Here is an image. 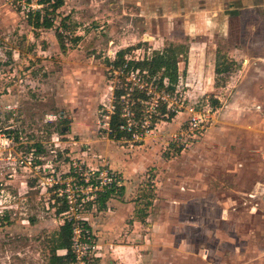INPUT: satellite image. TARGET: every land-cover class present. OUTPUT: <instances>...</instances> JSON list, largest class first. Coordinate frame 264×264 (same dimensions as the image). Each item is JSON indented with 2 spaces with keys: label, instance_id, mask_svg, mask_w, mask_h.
Instances as JSON below:
<instances>
[{
  "label": "rangeland",
  "instance_id": "374dc122",
  "mask_svg": "<svg viewBox=\"0 0 264 264\" xmlns=\"http://www.w3.org/2000/svg\"><path fill=\"white\" fill-rule=\"evenodd\" d=\"M138 1L0 0V264H60L65 220L73 264H264V0L225 2L227 33L198 40L182 16L167 27L170 6ZM179 44L194 49L190 64L176 54L177 116L108 138L123 64ZM204 100L210 121L192 136L188 108Z\"/></svg>",
  "mask_w": 264,
  "mask_h": 264
},
{
  "label": "trees",
  "instance_id": "16d2710c",
  "mask_svg": "<svg viewBox=\"0 0 264 264\" xmlns=\"http://www.w3.org/2000/svg\"><path fill=\"white\" fill-rule=\"evenodd\" d=\"M44 2H52L53 7H58L63 4L64 0H43ZM34 27H50L51 22L44 20L39 22V19L33 24ZM64 47V46H62ZM187 51V47L183 44L177 46H169L164 48L163 52H156L151 57L143 58L142 60H131L125 65L123 64L121 68L120 76L125 78V84L127 85L125 89L115 88L113 90V103L112 111L108 116L107 122V135L108 138L112 140H118L121 138L130 139L133 133H136V128H127L128 119L131 118L134 121L140 123L146 113H150L147 104L145 102H151L149 91L152 88H156L157 92L172 93L175 90V84L178 79V59L176 54L183 53ZM179 57V56H178ZM131 66L132 69H129ZM221 68L218 66L215 69L216 74L220 73ZM134 78L131 77V73ZM158 75V76H157ZM158 77V79L152 81L151 77ZM168 79V85H164L163 80ZM126 109V111L124 110ZM129 113V116L125 114ZM157 112L161 114L166 113V105L158 99ZM151 114V113H150ZM169 115H174L170 112ZM160 117L156 114L152 116V122H155ZM108 193V192H107ZM105 193V194H107ZM104 194V195H105ZM67 205L63 204L61 208H58L57 213H62L66 211ZM72 238H73V227L71 222L64 221L63 225L60 226L59 230L54 234L55 248H63L66 253L64 255L56 254L55 250H52L50 256L51 263L59 262L63 264H73L75 261V254L72 249ZM54 248V249H55Z\"/></svg>",
  "mask_w": 264,
  "mask_h": 264
},
{
  "label": "crops",
  "instance_id": "0c3cea01",
  "mask_svg": "<svg viewBox=\"0 0 264 264\" xmlns=\"http://www.w3.org/2000/svg\"><path fill=\"white\" fill-rule=\"evenodd\" d=\"M136 1L139 2L138 0ZM140 1L141 2L148 1V2H153L154 4H162V6H164L165 8L171 7L173 9V15L165 16L166 21L168 22L167 27H169L172 24L169 23L170 22L169 20L171 21L173 20V22L176 23L174 19H176V17L178 16H182L181 21L178 23L179 26L182 27V33L185 36L190 37V39L196 38V40H198L199 38H202L203 35H213V34H220L221 36L225 35V33H227L229 13L228 14L219 13L220 10H222L223 8V4L225 2L240 3L244 1L246 2L247 0H140ZM184 3L188 4L189 8L188 7L187 9L183 8L182 4ZM196 5L199 6L195 8ZM171 27L174 28V25H171ZM173 28H171V30ZM191 42L194 44L197 43L193 41ZM203 45L204 46L199 48L201 49L203 48L202 50L203 51L205 50L206 52L208 51L214 52L217 49L213 44L207 45L206 43H204ZM185 46L187 47L186 55H188L189 53L187 58L188 59L187 63L190 64L193 59L191 52L194 48H192L191 46H187V44ZM211 54L212 53H210L209 55ZM184 60L178 61V72H181L180 65L182 63H185ZM211 62L212 61H209L208 63L211 64ZM215 69L216 67L213 69L214 75H216ZM190 74L191 72H189V75Z\"/></svg>",
  "mask_w": 264,
  "mask_h": 264
},
{
  "label": "built area",
  "instance_id": "2783aa9c",
  "mask_svg": "<svg viewBox=\"0 0 264 264\" xmlns=\"http://www.w3.org/2000/svg\"><path fill=\"white\" fill-rule=\"evenodd\" d=\"M137 74V72H135ZM133 73H131V77L134 78ZM182 77L180 75V72H178V79L177 82L175 84V90L172 93H165V92H157L156 88H152V90L149 91V95H151V102H145V104L148 105V107L146 109H148V111L151 113H146L143 117V120L138 123L136 121H134L133 119L129 118L128 119V125L127 128H136V134L138 135H145L147 132L153 130V126H156V122H152V116L153 114L158 115L159 113L157 112V107H158V99L161 100L165 105H166V113L164 114L165 116H168V114L170 112L174 113V116H177V112H179L178 106H173V103L171 102L170 96L173 95L177 90V85L178 83L181 81ZM202 111H196L194 106H191L188 108V113H189V117H188V132H190L192 134V136H197L198 134H201V132L203 130H205L206 124L210 121L209 119V103L208 101H203L202 102ZM126 111V109H124ZM125 116H129V113L126 112ZM75 176H80L82 175L81 173H78L77 171L74 172ZM91 172L88 170H86L83 175L81 176L82 179L85 180V178L89 175L91 178V183H97L99 180L96 179L98 176V173L95 172ZM110 174V172H109ZM107 175V174H106ZM84 177V178H83ZM101 177V176H100ZM89 178V179H90ZM106 180L108 181L109 185L111 187H113L114 180H115V176H110V177H106ZM103 185H107L108 184L106 182H102L100 181V189L104 190V186ZM96 187L98 186L97 184L95 185ZM66 193H64V199H67L66 202L67 204L70 206V209H74V207L71 206L72 204V198L71 195L69 193H67L68 188H65ZM63 192V191H61ZM61 194V193H60ZM75 233V231H74ZM77 239L76 238H72V246L75 247L77 246ZM72 247V249H73ZM78 261H79V257H75Z\"/></svg>",
  "mask_w": 264,
  "mask_h": 264
}]
</instances>
